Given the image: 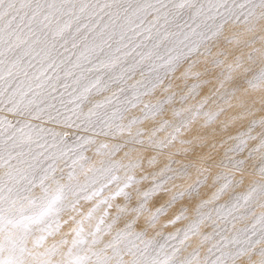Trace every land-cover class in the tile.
<instances>
[{"label":"snow or ice","instance_id":"6c2138e0","mask_svg":"<svg viewBox=\"0 0 264 264\" xmlns=\"http://www.w3.org/2000/svg\"><path fill=\"white\" fill-rule=\"evenodd\" d=\"M0 264H264V0H0Z\"/></svg>","mask_w":264,"mask_h":264},{"label":"bare ground","instance_id":"6f19581e","mask_svg":"<svg viewBox=\"0 0 264 264\" xmlns=\"http://www.w3.org/2000/svg\"><path fill=\"white\" fill-rule=\"evenodd\" d=\"M257 47H259V45H257ZM221 119H223V117H221Z\"/></svg>","mask_w":264,"mask_h":264}]
</instances>
